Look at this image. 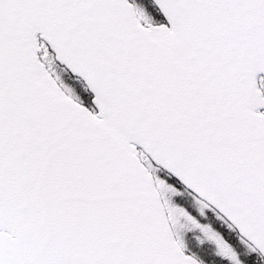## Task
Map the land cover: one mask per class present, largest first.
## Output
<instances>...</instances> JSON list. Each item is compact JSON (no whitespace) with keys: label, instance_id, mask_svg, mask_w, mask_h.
I'll return each mask as SVG.
<instances>
[{"label":"snow or ice","instance_id":"6c2138e0","mask_svg":"<svg viewBox=\"0 0 264 264\" xmlns=\"http://www.w3.org/2000/svg\"><path fill=\"white\" fill-rule=\"evenodd\" d=\"M0 264H264V0H0Z\"/></svg>","mask_w":264,"mask_h":264}]
</instances>
